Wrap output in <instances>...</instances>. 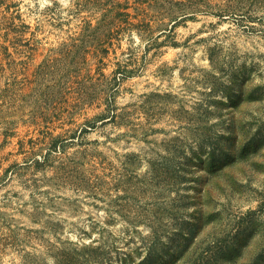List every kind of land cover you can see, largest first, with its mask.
I'll return each mask as SVG.
<instances>
[{
  "label": "rangeland",
  "instance_id": "1",
  "mask_svg": "<svg viewBox=\"0 0 264 264\" xmlns=\"http://www.w3.org/2000/svg\"><path fill=\"white\" fill-rule=\"evenodd\" d=\"M208 1L102 55L77 0H0V264H264V0Z\"/></svg>",
  "mask_w": 264,
  "mask_h": 264
},
{
  "label": "trees",
  "instance_id": "2",
  "mask_svg": "<svg viewBox=\"0 0 264 264\" xmlns=\"http://www.w3.org/2000/svg\"><path fill=\"white\" fill-rule=\"evenodd\" d=\"M130 2L135 5L134 9L140 14L144 13L139 10V6L146 5L148 9L157 13V16L161 19L168 17L173 22L171 29L175 27L177 21L187 17L188 11L215 15L220 18L227 13L239 15L236 12H228L231 11L228 7L223 8L218 4H211L208 0H77L74 10L76 12H83L84 10L90 17V19L84 22L81 33L79 34L78 40L81 44L95 43L100 54L105 55L108 54V47L110 48L112 46L114 40L119 41L124 32H130L131 30L145 35L148 42L146 43L147 46L156 44L155 40L159 36L153 39L149 22H146L144 18L140 22H132V19H136V16H132L128 12ZM238 12L242 18L247 17V14H244V12ZM96 13H98V16L95 18L94 15ZM92 20H95V23H92ZM105 46L107 47L104 48ZM120 73L119 76L116 74L112 77L111 83L101 74V83H94L93 86L99 87L105 85L107 87V85H112L115 88L124 78L122 72ZM107 88L108 91H111V88ZM108 99L109 101L112 99L111 95H108ZM110 111L113 113L110 119H114L115 112L113 109Z\"/></svg>",
  "mask_w": 264,
  "mask_h": 264
}]
</instances>
